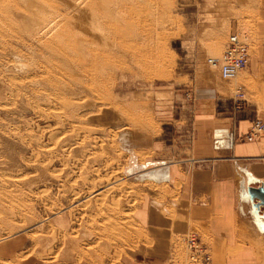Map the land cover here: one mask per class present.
<instances>
[{
    "label": "rangeland",
    "instance_id": "rangeland-1",
    "mask_svg": "<svg viewBox=\"0 0 264 264\" xmlns=\"http://www.w3.org/2000/svg\"><path fill=\"white\" fill-rule=\"evenodd\" d=\"M10 1L0 0V264H153L163 257V264H190L189 233L212 262L195 230L167 245L152 239L146 212L153 191L167 187L137 178L135 159L161 131L157 98L174 96V109L190 110L200 94L245 98L246 67L224 80L208 59L221 55L236 28L249 33L252 53L264 0H106L111 13L130 10L111 21L153 22L146 28L153 40L138 50L141 66L123 55L111 60L112 79L91 76L105 94L76 93L81 67L67 63L76 54L74 0ZM49 19L63 28L47 35L41 23ZM43 42L68 45L57 52ZM19 62L30 67L16 69Z\"/></svg>",
    "mask_w": 264,
    "mask_h": 264
},
{
    "label": "crops",
    "instance_id": "crops-1",
    "mask_svg": "<svg viewBox=\"0 0 264 264\" xmlns=\"http://www.w3.org/2000/svg\"><path fill=\"white\" fill-rule=\"evenodd\" d=\"M261 26L245 68L244 108L217 94H200L192 110L174 109V96L157 98L161 131L141 148L140 162L135 159L137 178L167 187L164 193L153 191L146 212L152 239L167 245L171 238L195 230L211 248V264H264V230L259 226L264 218L248 194V187L264 186V130L247 136L256 118L264 124ZM174 181L179 190L171 198ZM158 259L151 261L164 263V257Z\"/></svg>",
    "mask_w": 264,
    "mask_h": 264
},
{
    "label": "bare ground",
    "instance_id": "bare-ground-1",
    "mask_svg": "<svg viewBox=\"0 0 264 264\" xmlns=\"http://www.w3.org/2000/svg\"><path fill=\"white\" fill-rule=\"evenodd\" d=\"M38 1H40V0H31L29 4L34 5L35 7H38V3H39ZM41 1H43V0H41ZM74 1H75L74 3L76 5V11H77V15L75 18V24L77 26V31H76L77 37L72 41L73 43H71V44H72V46H74L76 54H75V58H73L71 60V62L68 61L67 63L71 67L74 64L78 67H81V72L79 73L80 76H79L78 83L81 84L82 90H81V93L76 92L77 94H101L104 91H106V88H102L101 86L96 85L91 76L93 75V76H96L97 78L104 79L102 82L107 81V79H112L111 74L109 73V68L111 67V66L109 67V65H111V60H113L114 58L123 56V55L130 57L131 60L133 61V63L137 64V65L146 61V59L142 58L144 56H141L139 54L138 50L146 42L153 40L152 34L151 33L149 34V33H147L148 31H146L147 30L146 28H149L153 24V22H151L149 19L144 18L142 16H138L136 18H133L134 17L133 16V17H130L129 19H126L122 16L123 19H126V20H124V22H122L123 21L122 18H121L122 21H116L117 19H115V21H113L114 18L111 21L112 16H114V17L117 16L122 10L128 11V6L123 8V9H119V8H121V7H119L117 9V11H114V10H116V9H114L113 10L114 12L111 13V11L108 9V7L106 8V0H74ZM25 2H29V1H25ZM108 2H109V0H108ZM14 3H16V2H14ZM0 4H3V3L0 2ZM121 4H123V3H121ZM31 5H30V7H31ZM115 5H116V3H115ZM124 5H125V3L123 4V7H124ZM10 6H13V5H11V1L9 4L4 5L5 9H7V12H9ZM18 7H19V5H18ZM109 7H111V5ZM117 7H115V8H117ZM112 8H113V5H112ZM132 8H133V6H132ZM134 8H136V7H134ZM106 9H108L110 12H107ZM129 11H128V13H129ZM5 13H6V10H5ZM125 13L126 12H124V14ZM36 14H37V11H36ZM118 17H116V18H118ZM29 18H30V16H29ZM32 18H35V17L33 16ZM36 21H38V23L40 24L39 18ZM41 24H42V30L45 31V33L47 35L53 34L56 32V30H61L63 28L62 25H59V28H58V25L55 24L54 19H49L47 21L42 22ZM64 26H65L64 27V29H65L64 33H65L67 31H70V28L72 25L67 26L66 24H64ZM143 31H146V32L143 33ZM119 39L123 40V41L128 40V43L127 44H121L120 43L121 45H118L117 42ZM43 45L44 46H51L50 48L56 49L57 52H60L64 49H66V46L68 44H66L65 46L64 45L60 46V45H51L47 42H43ZM144 46H146V45H144ZM155 55L157 58L161 57L158 54H155ZM126 56H124V57H126ZM249 56H250V52H249ZM149 57H150V54H149ZM219 57H215V58H219ZM14 58H16L18 60L20 59L19 55H17V54L14 55ZM142 64H144V63H142ZM142 64H140V66ZM18 66H20V69L22 71H24L25 69L30 67L28 64L26 65L25 62L24 63L19 62L14 67L17 69ZM213 66H215V65H213ZM14 71H15V69H14ZM240 71L234 77L229 78V79H224V80L236 79L238 77V75L240 74ZM59 80H60V78H59ZM59 82H61V81H59ZM114 82H116V81H114ZM64 84H65V82H64ZM70 90L72 91V89H70ZM103 94H105V93H103ZM100 194L101 195L103 194V196H104V192L100 193ZM89 202H90V200L86 201V203H89ZM259 226L263 227L264 224L262 222H260Z\"/></svg>",
    "mask_w": 264,
    "mask_h": 264
},
{
    "label": "built area",
    "instance_id": "built-area-1",
    "mask_svg": "<svg viewBox=\"0 0 264 264\" xmlns=\"http://www.w3.org/2000/svg\"><path fill=\"white\" fill-rule=\"evenodd\" d=\"M249 61V33L243 29H234L227 37L226 45L219 58H210L208 62L217 67L219 75L223 79L234 77L244 69ZM244 98L241 92H237L234 103L241 108ZM264 124L255 119L247 136L254 137L261 134ZM187 256L190 264H211V256L208 247L202 242L196 233H189L184 238Z\"/></svg>",
    "mask_w": 264,
    "mask_h": 264
},
{
    "label": "water",
    "instance_id": "water-1",
    "mask_svg": "<svg viewBox=\"0 0 264 264\" xmlns=\"http://www.w3.org/2000/svg\"><path fill=\"white\" fill-rule=\"evenodd\" d=\"M178 190H179V183L178 181H174V190L170 194V197L174 198ZM248 194L252 201L256 200V202H254L256 213L264 218V211L262 213L259 212L261 207L264 208V186L263 185L250 186L248 187ZM260 228L264 230V226Z\"/></svg>",
    "mask_w": 264,
    "mask_h": 264
}]
</instances>
